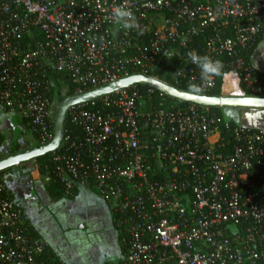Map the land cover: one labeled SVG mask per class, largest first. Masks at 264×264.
Returning a JSON list of instances; mask_svg holds the SVG:
<instances>
[{
  "label": "built area",
  "instance_id": "2783aa9c",
  "mask_svg": "<svg viewBox=\"0 0 264 264\" xmlns=\"http://www.w3.org/2000/svg\"><path fill=\"white\" fill-rule=\"evenodd\" d=\"M117 7L137 28L115 21ZM260 41L264 0H0V110L41 147L55 137L53 72L74 96L136 75L211 96L229 71L264 97V75L243 56ZM193 55L219 71L202 77ZM158 68L177 86L150 76ZM67 117L78 135L65 130L53 162L67 196L88 187L111 204L121 264H264V129L140 84ZM45 254L0 178V264H55Z\"/></svg>",
  "mask_w": 264,
  "mask_h": 264
},
{
  "label": "crops",
  "instance_id": "0c3cea01",
  "mask_svg": "<svg viewBox=\"0 0 264 264\" xmlns=\"http://www.w3.org/2000/svg\"><path fill=\"white\" fill-rule=\"evenodd\" d=\"M249 62L264 75V41L255 46ZM223 88L227 94L240 91L239 76L228 74ZM0 135V160L38 145L28 123L14 112L0 110ZM35 163L6 170L0 178L21 207L31 234L46 244L45 258L55 264H121L125 247L111 204L88 187L67 196Z\"/></svg>",
  "mask_w": 264,
  "mask_h": 264
},
{
  "label": "water",
  "instance_id": "95a60500",
  "mask_svg": "<svg viewBox=\"0 0 264 264\" xmlns=\"http://www.w3.org/2000/svg\"><path fill=\"white\" fill-rule=\"evenodd\" d=\"M140 84L163 93L170 98L186 103L194 104L209 108H235V109H254L264 110V97H250V96H209L200 95L195 92L178 89L167 83L148 78L142 75L132 76L122 79L115 84L100 88L98 90L89 92L82 96H72L65 99L59 108L55 121V137L54 140L47 146H33L25 151L17 152L9 155L7 158L0 160V173L36 161L37 159L57 151L63 141L65 135V123L67 121L68 111L77 105L88 103L99 97L110 95L120 89H125L130 86Z\"/></svg>",
  "mask_w": 264,
  "mask_h": 264
},
{
  "label": "trees",
  "instance_id": "16d2710c",
  "mask_svg": "<svg viewBox=\"0 0 264 264\" xmlns=\"http://www.w3.org/2000/svg\"><path fill=\"white\" fill-rule=\"evenodd\" d=\"M255 46L252 49L243 52V56L248 62L251 59L253 50L255 49ZM230 73L231 72H229V71H224L220 75L218 86H217L216 90H214V92L210 93L211 96H230L229 94H227L224 91V88H223L224 83H225V78ZM167 74H170V71L167 68H158V69L154 70L150 74V76L157 78V79H160V80H165L168 83L177 86L176 83H174V80L172 79V77L167 76ZM49 80H50L49 98H50L52 104H54L55 102L62 103L65 99L74 96L75 88H74V86H73L68 75H66L64 73L53 72V74ZM240 93L242 95H247V93L244 91L242 86H241ZM178 102L181 104H184L183 102H180V101H178ZM211 109L218 116L223 117L221 109H219V108H211ZM55 121L56 120L53 118L54 125H55ZM231 124L233 127L237 125V123L234 121H232ZM65 130L71 131L74 136L78 135L77 129L71 125L68 117H67V121L65 123ZM60 151H61V149H60ZM13 154H15V153H13ZM34 162L40 163L39 169L41 170V172L43 174H47L51 178V181L54 182V185L65 194L64 184L61 180V176L59 175V169H58L59 164L53 162L52 154L46 155L44 157L37 159L36 161L29 162V163L22 165L21 170L33 167ZM4 174H5V171L0 173V176H3ZM72 196L73 195H71L69 197H72Z\"/></svg>",
  "mask_w": 264,
  "mask_h": 264
},
{
  "label": "rangeland",
  "instance_id": "374dc122",
  "mask_svg": "<svg viewBox=\"0 0 264 264\" xmlns=\"http://www.w3.org/2000/svg\"><path fill=\"white\" fill-rule=\"evenodd\" d=\"M230 96H243L240 91H228ZM233 93V94H231ZM61 103L53 104V118L56 120ZM226 120L234 121L239 125L252 129H264V110L221 108ZM40 166V163H35Z\"/></svg>",
  "mask_w": 264,
  "mask_h": 264
},
{
  "label": "clouds",
  "instance_id": "9594fccd",
  "mask_svg": "<svg viewBox=\"0 0 264 264\" xmlns=\"http://www.w3.org/2000/svg\"><path fill=\"white\" fill-rule=\"evenodd\" d=\"M112 15L115 18V21L122 24L124 28L135 29L138 26L133 18V13L128 9L117 7ZM191 59L200 68L202 77L204 78L215 74V71H219L221 67L219 61H213L208 57H197L193 55L191 56Z\"/></svg>",
  "mask_w": 264,
  "mask_h": 264
}]
</instances>
